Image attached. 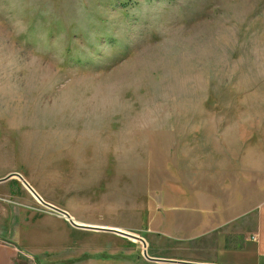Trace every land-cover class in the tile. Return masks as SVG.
Returning <instances> with one entry per match:
<instances>
[{
  "label": "rangeland",
  "instance_id": "obj_1",
  "mask_svg": "<svg viewBox=\"0 0 264 264\" xmlns=\"http://www.w3.org/2000/svg\"><path fill=\"white\" fill-rule=\"evenodd\" d=\"M263 138L264 0H0V173L138 237L24 186L33 264L162 258L192 155Z\"/></svg>",
  "mask_w": 264,
  "mask_h": 264
},
{
  "label": "crops",
  "instance_id": "obj_2",
  "mask_svg": "<svg viewBox=\"0 0 264 264\" xmlns=\"http://www.w3.org/2000/svg\"><path fill=\"white\" fill-rule=\"evenodd\" d=\"M191 165L205 182L193 177L167 205V215L181 220L169 219L163 261L151 264H264V138L253 155H192ZM15 177L0 173V264L20 263L25 245L33 264L40 243L35 213L25 211V187Z\"/></svg>",
  "mask_w": 264,
  "mask_h": 264
},
{
  "label": "water",
  "instance_id": "obj_3",
  "mask_svg": "<svg viewBox=\"0 0 264 264\" xmlns=\"http://www.w3.org/2000/svg\"><path fill=\"white\" fill-rule=\"evenodd\" d=\"M16 176L21 180V182L33 193V195L35 197H37L38 200L41 201V203L47 207H50L51 209L55 210L56 212L60 213L61 215H63L64 217H67V218H70L69 216V213L66 212L65 210H62V209H59V208H56L50 204H48L47 202L43 201L38 195L37 193L22 179L21 175L20 174H17L16 173ZM9 177V176H8ZM5 179V178H3ZM3 179H0V181H2ZM70 224L75 226V227H78V228H84V229H93V230H102V231H109V232H113V233H117V234H120V235H123V236H126V237H129V238H132V239H137L138 237L136 235H133L129 232H126V231H123V230H120L119 228H116V227H103V226H93V225H89V224H81V223H77V222H74L73 220H70ZM143 256L146 258V259H149V260H154V261H163L162 258H156V257H150L146 254V252L143 251Z\"/></svg>",
  "mask_w": 264,
  "mask_h": 264
},
{
  "label": "bare ground",
  "instance_id": "obj_4",
  "mask_svg": "<svg viewBox=\"0 0 264 264\" xmlns=\"http://www.w3.org/2000/svg\"><path fill=\"white\" fill-rule=\"evenodd\" d=\"M23 179V178H22ZM26 182V181H25ZM27 183V182H26ZM24 185V184H23ZM25 186V185H24ZM26 187V186H25ZM27 188V187H26ZM28 189V188H27ZM29 190V189H28ZM30 191V190H29ZM30 193L33 195V193L30 191ZM38 195V194H37ZM34 196V195H33ZM39 196V195H38ZM35 197V196H34ZM35 199H37V197H35ZM38 200V199H37ZM40 203L41 201L38 200ZM64 217V216H63ZM65 220H67L69 223H70V220H72L71 218H67V217H64Z\"/></svg>",
  "mask_w": 264,
  "mask_h": 264
},
{
  "label": "built area",
  "instance_id": "obj_5",
  "mask_svg": "<svg viewBox=\"0 0 264 264\" xmlns=\"http://www.w3.org/2000/svg\"><path fill=\"white\" fill-rule=\"evenodd\" d=\"M32 261V260H31Z\"/></svg>",
  "mask_w": 264,
  "mask_h": 264
}]
</instances>
